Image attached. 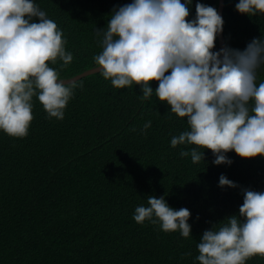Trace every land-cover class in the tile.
Here are the masks:
<instances>
[{
	"label": "trees",
	"instance_id": "obj_1",
	"mask_svg": "<svg viewBox=\"0 0 264 264\" xmlns=\"http://www.w3.org/2000/svg\"><path fill=\"white\" fill-rule=\"evenodd\" d=\"M129 2L36 0L73 53L67 67L49 62L62 79L96 67L92 57L101 48L95 30ZM197 2L218 10L219 0H193L188 19L195 17ZM237 2L225 0L223 34L228 46L242 50L264 36V14L242 15ZM75 83L63 120L49 119L33 97L28 135L0 132V264H198L203 231L238 214L242 189L264 191V158L229 152L230 166L214 165L205 150L204 162L193 163L179 153L194 146L170 145L173 135L187 129L186 118L167 113L170 106L155 95L141 100L140 85L117 89L100 73ZM150 86L155 91L157 82ZM147 121L151 126L144 129ZM221 174L238 187L220 188ZM149 195L188 208L192 237L137 224L135 207L146 205ZM247 264H264V257Z\"/></svg>",
	"mask_w": 264,
	"mask_h": 264
},
{
	"label": "clouds",
	"instance_id": "obj_2",
	"mask_svg": "<svg viewBox=\"0 0 264 264\" xmlns=\"http://www.w3.org/2000/svg\"><path fill=\"white\" fill-rule=\"evenodd\" d=\"M193 0H130L96 29L101 48L92 59L106 81L117 89L141 86V100L153 95L170 106L167 113L186 118L187 129L170 145L193 163L204 162L210 150L214 165H231L234 152L248 160L264 158V36L244 49L227 44L216 49L224 20L218 10L200 2L188 19ZM235 10L249 17L264 14V0H238ZM56 22L36 0H0V132L13 138L28 135L33 97L49 119L63 120L78 85L62 79L57 68L74 59ZM259 79V82H258ZM156 81L155 91L150 82ZM68 82V83H66ZM151 121L144 124V129ZM220 188L238 185L221 174ZM238 214L203 231L196 243L198 264H247L264 257V191L242 189ZM190 210L172 208L165 196H147L132 219L164 232L191 236ZM192 237V236H191Z\"/></svg>",
	"mask_w": 264,
	"mask_h": 264
},
{
	"label": "water",
	"instance_id": "obj_3",
	"mask_svg": "<svg viewBox=\"0 0 264 264\" xmlns=\"http://www.w3.org/2000/svg\"><path fill=\"white\" fill-rule=\"evenodd\" d=\"M224 6H225V0H219L218 12L222 17H223V12H224ZM218 39H219L220 48L226 45V41L224 39L223 32L218 36ZM95 73H99V70H97L96 67L91 68V69H89L83 73H80V74H78L72 78L64 79V80H66L68 82H74L75 83V82L79 81L80 79H82L86 76L95 74ZM68 82H66V83H68Z\"/></svg>",
	"mask_w": 264,
	"mask_h": 264
}]
</instances>
